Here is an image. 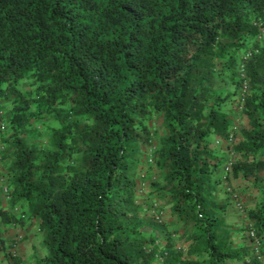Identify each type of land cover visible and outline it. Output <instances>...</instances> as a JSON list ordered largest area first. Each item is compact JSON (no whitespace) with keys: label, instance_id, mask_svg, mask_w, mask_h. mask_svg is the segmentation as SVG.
<instances>
[{"label":"trees","instance_id":"16d2710c","mask_svg":"<svg viewBox=\"0 0 264 264\" xmlns=\"http://www.w3.org/2000/svg\"><path fill=\"white\" fill-rule=\"evenodd\" d=\"M26 226L37 264H264V0H0V264Z\"/></svg>","mask_w":264,"mask_h":264},{"label":"rangeland","instance_id":"374dc122","mask_svg":"<svg viewBox=\"0 0 264 264\" xmlns=\"http://www.w3.org/2000/svg\"><path fill=\"white\" fill-rule=\"evenodd\" d=\"M10 233V230H9ZM31 236L29 240L23 245L25 251H28L27 253H32L33 250L36 254V256L33 258V263L31 264H37L38 259L45 256V248L43 246V237L37 234V228L36 226L28 227L26 226L25 229H18L17 234L15 236Z\"/></svg>","mask_w":264,"mask_h":264},{"label":"crops","instance_id":"0c3cea01","mask_svg":"<svg viewBox=\"0 0 264 264\" xmlns=\"http://www.w3.org/2000/svg\"><path fill=\"white\" fill-rule=\"evenodd\" d=\"M219 142V141H217ZM17 231L16 229H10V234L9 236H7V238L9 240H15V248L13 249V252L18 254V255H22L25 260H26V263L28 264H31L33 263V258L36 256L34 250L32 253H27L28 251H25L23 245L29 240V238L31 236H15L17 234ZM29 237V238H28Z\"/></svg>","mask_w":264,"mask_h":264},{"label":"built area","instance_id":"2783aa9c","mask_svg":"<svg viewBox=\"0 0 264 264\" xmlns=\"http://www.w3.org/2000/svg\"><path fill=\"white\" fill-rule=\"evenodd\" d=\"M248 86V83L246 84L245 83V90H243V92H242V96H243V98H245V96H246V93H247V91H246V87ZM244 100V99H243ZM243 109V104L241 105V110ZM239 127H236V128H234L233 130V132L231 133V135H230V138L228 139V140H226L225 142L227 143V142H232V140H233V137H234V134L237 132V130L236 129H238ZM219 141H221V140H219ZM231 167H232V162H228L227 163V166H226V168H225V170H226V172H229V170L231 169Z\"/></svg>","mask_w":264,"mask_h":264}]
</instances>
